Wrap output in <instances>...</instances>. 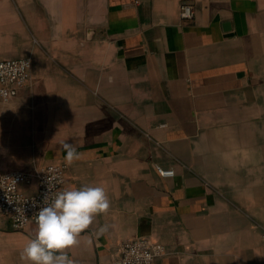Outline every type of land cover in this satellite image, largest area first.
Returning <instances> with one entry per match:
<instances>
[{"label": "crops", "instance_id": "crops-1", "mask_svg": "<svg viewBox=\"0 0 264 264\" xmlns=\"http://www.w3.org/2000/svg\"><path fill=\"white\" fill-rule=\"evenodd\" d=\"M13 58L31 60V86L0 102V171L65 165L63 190L110 199L76 264L141 239L164 246L154 264H264V0H0ZM35 235L0 217V264Z\"/></svg>", "mask_w": 264, "mask_h": 264}, {"label": "built area", "instance_id": "built-area-1", "mask_svg": "<svg viewBox=\"0 0 264 264\" xmlns=\"http://www.w3.org/2000/svg\"><path fill=\"white\" fill-rule=\"evenodd\" d=\"M194 8L188 2H181L179 18L191 20ZM31 86V60L29 58H13L0 61V102L9 105L19 92ZM162 178L174 176L173 170L155 168ZM67 167L65 165H47L35 168L30 172L0 171V217L9 221L13 231L24 230L28 226H36V216L54 195L63 190ZM36 184L33 192L23 188ZM264 244V228H262ZM166 254L163 245L148 240H125L118 247L117 254L112 257L111 264H154L155 260Z\"/></svg>", "mask_w": 264, "mask_h": 264}, {"label": "clouds", "instance_id": "clouds-1", "mask_svg": "<svg viewBox=\"0 0 264 264\" xmlns=\"http://www.w3.org/2000/svg\"><path fill=\"white\" fill-rule=\"evenodd\" d=\"M66 165L79 159L77 148L69 142L62 144ZM36 216V235L20 251L22 264H76L69 255L79 244L80 234L89 228L96 215L106 213L110 199L103 185H82L57 192ZM107 231L102 227L98 234Z\"/></svg>", "mask_w": 264, "mask_h": 264}]
</instances>
